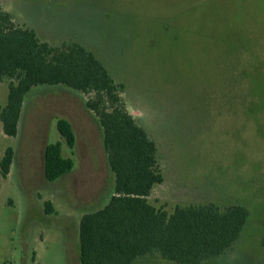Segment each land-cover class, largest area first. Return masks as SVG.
I'll list each match as a JSON object with an SVG mask.
<instances>
[{
    "label": "rangeland",
    "instance_id": "374dc122",
    "mask_svg": "<svg viewBox=\"0 0 264 264\" xmlns=\"http://www.w3.org/2000/svg\"><path fill=\"white\" fill-rule=\"evenodd\" d=\"M0 5L51 45L82 43L123 85L126 107L154 140L163 174L150 202L168 211L207 202L248 208L238 240L204 264H263L264 0H0ZM7 91L6 81L0 83V106ZM87 97L61 85L35 87L24 99L14 136L4 133L0 121V158L8 146L14 150L8 175L0 173V264H20L23 243L39 248L41 236L48 237L46 263L71 264L66 244L74 242V218L109 199L114 176L101 128L84 105ZM59 117L73 127L74 153L56 128ZM58 140L74 167L47 181L44 148ZM134 264L175 262L147 256Z\"/></svg>",
    "mask_w": 264,
    "mask_h": 264
},
{
    "label": "trees",
    "instance_id": "16d2710c",
    "mask_svg": "<svg viewBox=\"0 0 264 264\" xmlns=\"http://www.w3.org/2000/svg\"><path fill=\"white\" fill-rule=\"evenodd\" d=\"M5 81L8 91L6 103L0 106V121L8 136L17 133L24 99L35 87L61 85L88 96L84 105L101 128L114 185L107 202L83 213L78 221L80 264H134L147 256L175 264H204L226 253L238 240L249 217L242 204L175 205L168 211L150 202L148 197L163 181V174L154 140L126 107L123 85L82 43L51 45L35 30L15 23L0 5V83ZM56 128L74 153L76 137L71 123L59 117ZM62 142L45 145L43 171L47 181L74 167L73 158L63 154ZM13 156V148H5L0 158L3 178L10 171ZM52 212L46 201L45 213ZM260 244L264 264V234Z\"/></svg>",
    "mask_w": 264,
    "mask_h": 264
},
{
    "label": "crops",
    "instance_id": "0c3cea01",
    "mask_svg": "<svg viewBox=\"0 0 264 264\" xmlns=\"http://www.w3.org/2000/svg\"><path fill=\"white\" fill-rule=\"evenodd\" d=\"M83 214V213H82ZM80 214V217L81 215ZM72 217V216H71ZM80 217L78 216V218H74L75 221V233H74V242L73 244H66V248H68L69 254H73V262L71 264H80L79 261V249H78V221L80 219ZM26 237V236H25ZM48 237H39V248H35V247H31L30 244L28 242H24L23 247L26 249V254L24 256H22V261L20 264H48L46 262H48L45 259H42L43 256L46 254L47 252V248L48 246L45 245V241L47 240ZM74 245V246H72ZM70 249V250H69ZM67 250V249H66ZM71 257V255H70ZM71 258V260H72Z\"/></svg>",
    "mask_w": 264,
    "mask_h": 264
}]
</instances>
